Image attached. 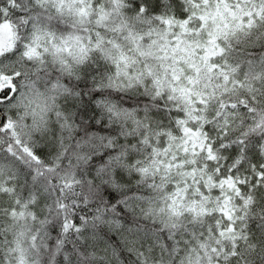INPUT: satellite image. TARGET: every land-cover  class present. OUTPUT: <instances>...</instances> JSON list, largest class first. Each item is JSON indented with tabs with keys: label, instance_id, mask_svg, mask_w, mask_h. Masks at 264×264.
Instances as JSON below:
<instances>
[{
	"label": "snow or ice",
	"instance_id": "obj_1",
	"mask_svg": "<svg viewBox=\"0 0 264 264\" xmlns=\"http://www.w3.org/2000/svg\"><path fill=\"white\" fill-rule=\"evenodd\" d=\"M71 3L83 6L88 0H0V264H12L2 254L5 249L16 257L14 264H29L24 244L33 250L46 249L48 264L58 253L63 254L65 264H114L118 254L108 245L82 247L94 238L91 230L101 226L120 233L122 246L138 258V264H148L149 257L155 260L157 253L167 256L170 264H264V52L258 56L250 52L256 46L264 48V0H159L156 13L142 21L146 28L125 24L126 31L121 29L130 44L127 50L113 40L103 41L99 32L96 43L89 36L93 48L112 63L115 77L120 78L123 71L127 87L134 86L133 79L140 82L130 74L139 58L161 61L160 68H165L166 61V71L173 72L174 81L180 79L174 70L179 67L193 112L202 113L193 119L203 121L199 128L182 131L202 136L203 141H187L182 151L173 154L170 145L160 146L164 133H157L155 140L145 135L137 110L122 107L108 95L93 101L100 112L96 123L105 119L106 127L118 125V136L85 131L86 122H78L74 110L62 108V97L77 98L81 93L63 79L74 75L61 55L70 49L56 45L55 34L45 21H51L50 12L72 11ZM100 3L95 0L96 5ZM79 10L81 14L87 11L85 7ZM101 42L116 50V55H105ZM143 67L151 76L152 68L147 63ZM112 79L108 77L109 88L122 87L113 85ZM196 85L202 91L193 96ZM95 89L104 88L97 85ZM172 90H176L174 85ZM52 116L59 127L58 148L54 157L44 161L35 151L32 133ZM176 123L187 121L177 118ZM166 134L174 138L171 132ZM131 137L135 139L129 142ZM145 151L151 156L146 157ZM103 152L108 155L97 163L94 175L81 174ZM132 152L137 155L129 159ZM219 152L228 154V164L216 166L219 175L208 177L211 187L194 175L199 167L207 170V163L180 159L181 155L202 154L211 162L218 160ZM186 164L194 166L196 187L192 205L179 211L176 201L183 207L184 200L180 189L185 197L191 191L187 177L159 186L155 181H166L173 168L187 171ZM117 169L135 173L137 184L148 189L166 188L163 198H157L160 206L152 207L151 196L119 183ZM101 185L121 191V198L108 202L101 195ZM214 190L219 206L211 212L207 206L197 207ZM122 210L159 228L138 222L125 225ZM185 215L190 220L182 222ZM38 217H42L39 227L29 229L34 233L30 237L23 230L9 231L29 220L36 224ZM53 222L59 231L50 244L48 225ZM165 232L166 239L161 235ZM69 233L78 242L75 246H68L65 237Z\"/></svg>",
	"mask_w": 264,
	"mask_h": 264
},
{
	"label": "clouds",
	"instance_id": "obj_2",
	"mask_svg": "<svg viewBox=\"0 0 264 264\" xmlns=\"http://www.w3.org/2000/svg\"><path fill=\"white\" fill-rule=\"evenodd\" d=\"M69 5L66 4L65 8L67 9ZM45 8H49L50 6L45 4ZM85 7L87 11L83 14L80 12V8ZM159 7V5H158ZM72 11L65 10L63 14H57L56 12H50L52 19L51 21H45L46 24L49 25L51 31L55 34V42L61 49L67 48L70 49V52L62 51V58L67 60L72 67V71L74 75L68 76L65 75L63 79H68L69 83L76 80V76L81 77L82 69L96 61H103L104 64L109 67L107 70L103 72H98L93 80L90 82V86L92 88H96L97 85H100L104 89H112L114 91H119L121 93H128L131 95H143L149 98L147 105L145 108H142L141 111L137 112L136 115L142 121L140 124V130L145 135L151 137L153 140L157 139V133H164L163 136L159 137L161 139V147L164 144L170 145V154L176 153L178 149L182 151V146L187 141H194L196 143H201L203 141L202 136L194 135L192 133H184L182 129L184 127H195L199 128L202 120H194V116H201L202 113H194L193 107L194 105L188 100V93L186 91L187 84L184 80L183 74L179 71V67L175 66V74L180 76L178 81L172 80V71H166L167 62H163L165 64V68L157 67L161 61L150 59L147 57L139 58L138 62L131 66L130 74L133 77H139L140 82L138 83L135 79L132 80V84L134 86L127 87L128 81L124 78L123 71L121 72V77H115V68L112 63L101 55V53L93 48V45L89 43V36L92 37L93 43L99 41V37L95 35L96 32L100 33V37L103 38V41L113 40L121 45L122 48L127 50L130 47L128 40L124 38L122 35L121 29L125 28V24L128 26H134L135 29L139 30L141 28H146V25L142 23V21L146 20L149 15L153 14L148 8H146L143 4L139 7H136L133 3V0H101L99 5L95 4V0H88L86 5H79L76 3H71ZM140 8H145V12L141 13L139 11ZM177 14L180 13L179 4L176 5ZM63 37V40L61 39ZM52 45L50 44L49 47ZM101 47L104 50V54H111L113 56L116 55V50L106 43L101 42ZM85 49L87 51H85ZM87 56L83 63H76L82 56ZM147 63L149 67L152 68V75L149 76L147 70L143 67L144 64ZM123 69V65H121ZM111 76L113 85L121 84L122 87L119 89L109 88L108 87V77ZM173 85L175 86V91L172 90ZM74 91L79 92L80 90L72 87ZM202 91L200 85H196L192 89L193 96H197ZM159 92V95H157ZM107 95V94H106ZM111 98V97H110ZM113 100V99H112ZM116 102V101H115ZM118 103V102H117ZM124 107L123 105H121ZM135 109V108H134ZM145 109H147L145 111ZM154 110H161L165 117L164 120L153 115ZM177 118H181L187 121V124H177ZM211 119V117H207ZM55 120V117L52 116L49 118V122L51 120ZM49 122L47 125H42L39 130H33V133H41L43 134L47 131L49 127ZM31 124V121H28ZM236 131H239L237 129ZM171 132L172 137L167 136L166 133ZM139 139V137H137ZM58 148V146H57ZM189 152H191V145H189ZM130 154H136V152H132ZM135 155V156H136ZM144 155L146 157L151 156L150 152L145 151ZM227 153L219 152L217 153L218 160L208 162L206 158L201 154L198 157H185L183 155L180 156L182 161L187 162L191 159H197L198 162L203 165L205 163L208 164L207 170L203 167H199L195 171V178L200 181L202 184L208 185L211 187V182L208 180V177L215 174L219 175L216 172V166L225 167L228 164L226 159ZM191 167L186 164L187 171L178 170L173 168L171 173L168 175V179L166 181H161L157 179L155 183L159 186L162 184H172V183H180L187 177L189 187L191 191H189L185 197L184 189L181 188L179 191V195L184 198L183 207H180V201L177 200L176 204L178 206L179 211L186 210L187 207L192 205L193 201V193L195 192L196 185L192 183V172ZM164 174V170L162 169L160 175ZM145 189L148 192V196H151L152 203L151 206L154 208H158L160 205L156 202L157 198H163L164 194L168 191L164 187H157L153 189H148L145 186ZM207 192V188L204 189ZM210 196L209 200H205L203 204H198L197 207L207 206L208 210L211 212L214 207H218L216 201V191L214 190L212 193L208 194ZM149 205L145 202V207L147 208ZM42 217L37 218V223L33 224L30 220L24 224L21 223L16 226L15 229L9 227L10 232L23 230L28 233L30 237L33 232H29V229H35L39 227V220ZM190 220L189 215H185L182 217V222H187ZM24 248L26 249V256L28 258L29 264H43V257L47 254V250L44 252L39 250H33L30 247V244H24ZM5 256V259L12 262L14 264L16 257L13 256L7 249L2 253ZM163 260V264H170V260L167 256L160 257L157 253V257L153 260L152 257H149L148 264H159V261Z\"/></svg>",
	"mask_w": 264,
	"mask_h": 264
},
{
	"label": "trees",
	"instance_id": "obj_3",
	"mask_svg": "<svg viewBox=\"0 0 264 264\" xmlns=\"http://www.w3.org/2000/svg\"><path fill=\"white\" fill-rule=\"evenodd\" d=\"M133 3L136 7H139L143 4L146 8L156 13L158 10L159 0H133ZM251 54L259 55L261 52H264V48L260 46H256L250 50ZM109 66L104 64L103 61H96L94 63H90L86 65L82 69V75L79 79L72 81L69 83L68 79H65V82L69 85V87H75L79 89L81 96L77 98L71 97H62L60 99V103L62 108L65 110H74L76 112V119L78 122L84 121L86 122L85 131H97L106 135L118 136L119 126L111 125L105 126L107 121L105 119H101V123L97 124L96 119L100 118V112L96 108V105L93 101L101 95H108L114 101L118 102V104L123 105L127 108H135L137 112L141 111L142 108H145L147 102L149 100L148 97L143 95H131L128 93H121L119 91H114L112 89H102L97 90L90 86V82L93 80L95 75L98 72H103L107 70ZM79 100V103H77ZM153 115L164 120L165 117L161 110H154ZM59 133V127L56 121L53 119L49 122V127L47 131L43 134L34 133L33 134V145L35 151L40 156V158L44 161H49L52 157L57 153V136ZM119 138V137H118ZM121 142H123V138H120ZM135 138H128L129 142H132ZM108 155L107 152H103L94 156L92 161L89 162V165L83 170L81 174L87 175L89 177L94 175L95 168L97 163L103 162L105 157ZM136 154H130L129 159L135 157ZM115 175L118 178L119 183L128 186L129 191H142L145 196L148 195L147 190L141 184H137V175L131 171L117 169L115 171ZM27 193V189H25V194ZM95 195H99V193L93 192ZM101 195L104 199H106L110 203H114L116 200H119L122 196L121 191L115 190L107 185H101ZM43 203V200L41 201ZM84 214H90L88 209H82ZM79 215V213L77 214ZM121 220L125 225L140 223L144 224L147 228L155 229L159 228L158 224H154L151 221H145L134 217L131 213H128L126 210L121 211ZM59 231L58 224L56 222L50 223L48 225V232L50 234V244L55 241L57 238V233ZM91 231L95 232L94 238H92L90 243H84L82 247L84 249H88L93 246H102L108 245L110 248L114 249V251L118 254L114 264H138V258L131 252L127 250L126 247L122 246V242L120 240V233L116 231L109 230L107 227L101 226L97 229H93ZM253 231H255V226H253ZM162 236L166 239L167 233H161ZM72 234L69 233L65 239L68 241V246H75L78 242L71 238ZM88 238L86 237V240ZM44 252L45 250L42 248L40 250ZM49 256L48 253L43 257V264H48ZM52 264H65L64 256L62 253L56 254L55 258L52 260Z\"/></svg>",
	"mask_w": 264,
	"mask_h": 264
}]
</instances>
